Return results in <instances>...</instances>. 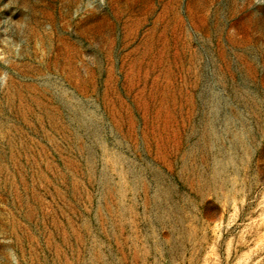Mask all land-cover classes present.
I'll return each instance as SVG.
<instances>
[{
  "label": "rangeland",
  "instance_id": "obj_1",
  "mask_svg": "<svg viewBox=\"0 0 264 264\" xmlns=\"http://www.w3.org/2000/svg\"><path fill=\"white\" fill-rule=\"evenodd\" d=\"M0 264H264V0H0Z\"/></svg>",
  "mask_w": 264,
  "mask_h": 264
}]
</instances>
